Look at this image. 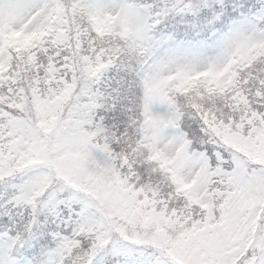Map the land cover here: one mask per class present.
Here are the masks:
<instances>
[{"label": "snow or ice", "instance_id": "obj_1", "mask_svg": "<svg viewBox=\"0 0 264 264\" xmlns=\"http://www.w3.org/2000/svg\"><path fill=\"white\" fill-rule=\"evenodd\" d=\"M0 264H264V0H0Z\"/></svg>", "mask_w": 264, "mask_h": 264}]
</instances>
